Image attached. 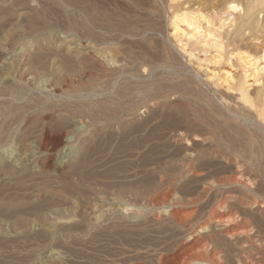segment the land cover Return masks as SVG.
<instances>
[{
	"label": "rangeland",
	"instance_id": "rangeland-1",
	"mask_svg": "<svg viewBox=\"0 0 264 264\" xmlns=\"http://www.w3.org/2000/svg\"><path fill=\"white\" fill-rule=\"evenodd\" d=\"M77 1L0 0V264H236L264 237V170L248 187L202 163L206 74L154 0ZM109 44L122 61L107 69Z\"/></svg>",
	"mask_w": 264,
	"mask_h": 264
},
{
	"label": "bare ground",
	"instance_id": "bare-ground-1",
	"mask_svg": "<svg viewBox=\"0 0 264 264\" xmlns=\"http://www.w3.org/2000/svg\"><path fill=\"white\" fill-rule=\"evenodd\" d=\"M77 2L80 8H82L86 12H89L95 7H99L101 0H78ZM128 2L130 3V0H128ZM154 3L156 7H158L157 10L160 13V16L162 13H167V25L170 28L169 35L174 48L179 51V53L185 59H187L189 63L193 62L191 65L193 69H195L196 71L202 70L206 74V80L207 85L209 86V90L207 91V94H205L207 95L205 96V104L206 107H208L212 112V120L209 117L208 119H206L205 117L204 119L200 118V116L203 115L201 112L205 108L202 110L200 109L198 112L202 115H198L200 121L202 119L204 120L202 122L205 123L209 120H211L212 122H207L208 124L205 125L203 132L199 134L197 133L198 135H195V138L196 140L207 142L205 143L206 145L210 143L211 148L210 146L208 147L210 149L206 151L205 155H208L211 159L210 161H206L208 159H205V161L201 160L202 163L206 165L208 163V165L210 164L209 166H211L212 162L213 164L214 162H216L213 160L223 158L226 162H230L232 164V168L234 167V169L238 173L237 177L235 178V183H246L248 184V187H250L249 185H253L255 179L249 177L247 173L249 171L258 172L264 170V67L261 63L262 58L264 57V46L254 48L250 47L249 45H242V42L247 33L257 36L260 32L263 31L264 0H154ZM151 8L154 9L153 6H151ZM260 15H262L261 19H259ZM230 28H232L233 31H231ZM93 49H95V47H93ZM105 50H108L110 55L105 54ZM105 50L96 51L99 56H104L103 62L101 64H104V67L106 63L111 65H118V60L121 59H117V55L120 54H117L116 48H113L109 44ZM90 51H88V55L90 57H94L95 53L93 54ZM118 53L120 52L118 51ZM79 54L78 57H80ZM126 54L129 53L126 52ZM81 60L84 61L85 58H82ZM222 65L225 66V69L220 68V66ZM210 66H212V68H209ZM14 68V65H10L8 70L12 71L14 70ZM102 74H104V71L102 72ZM98 75L100 76V74ZM259 85L260 87L252 88L251 90V87ZM213 104L234 105L233 107L232 105L231 107L222 105V108L224 107V110H221L214 108ZM192 105L195 106L194 104ZM197 105L198 104H196V106ZM199 108H201V106ZM205 111L207 110L205 109ZM192 112V115L194 117V115L196 114H194V111H191L190 113ZM207 115L210 116L211 114L207 113L205 115L204 112L203 116L207 117ZM205 119L207 121H205ZM134 138L136 139V137ZM140 141L144 142V140L142 139L138 142L140 143ZM186 141L189 145V140L187 137ZM138 142L137 144H139ZM129 145L132 144L129 143ZM200 150L201 149H199L198 151ZM147 159L149 161V156ZM220 161L218 162V165L220 164ZM203 164L201 166H203ZM231 164H229L228 168ZM232 168L230 170H232ZM202 169H204V167H202ZM197 170L199 171V169ZM214 171L215 169L213 170V174L215 173ZM210 173L208 172V175ZM209 176H207V178ZM210 182L209 184L213 183V181L211 183ZM262 230L263 229H261V231ZM243 234L244 232L242 233V235ZM255 237H246L248 240L243 242L239 246V254L237 255L235 261L236 264H242L243 262H248L249 264H264V237H258V235ZM244 245L249 246L248 248H246ZM207 248V246H202L201 248H195V250H197V252H200L198 251V249L207 251ZM189 260L191 261V259ZM195 262L197 264H208L205 263V261L199 262L197 260Z\"/></svg>",
	"mask_w": 264,
	"mask_h": 264
}]
</instances>
